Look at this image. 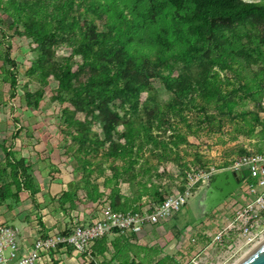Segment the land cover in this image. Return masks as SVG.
Segmentation results:
<instances>
[{"label": "rangeland", "instance_id": "374dc122", "mask_svg": "<svg viewBox=\"0 0 264 264\" xmlns=\"http://www.w3.org/2000/svg\"><path fill=\"white\" fill-rule=\"evenodd\" d=\"M144 5L145 0H0V109L5 106L0 114L15 118V128L34 123L41 130L54 131L56 148L47 167L70 178L71 191L81 200L61 196L62 202L78 208L86 203L90 212L105 200L118 208L151 206L174 192L184 200L175 213L135 236H103L82 264H183L194 247L190 240L194 229L201 225L212 232L230 218L236 204L235 188L203 212L200 202L215 174L228 170L241 152H264V43L259 41L264 28L249 23L225 32L222 47L208 54V85L195 89L193 99L180 103L174 115L167 114L164 134L151 129L154 138H149L150 131L141 129L131 142L129 119L114 100L109 106L118 118L111 135L120 144L131 142L130 154L123 150L116 155L106 146L88 150L100 136L111 135H103L90 116L72 112L66 95L56 92L54 73L41 79L40 52L32 32L41 29L52 34L42 51L44 60L52 65L66 63L72 72L80 63L73 51L81 44L82 22L91 21L98 32L121 40L134 62L159 63L162 75H174L176 64L171 58L188 37L186 24L177 16L189 13L192 5L182 0L174 10L167 4L152 22L140 19ZM150 84L163 105L156 114L166 113L162 108L171 97L157 78ZM35 90H42L40 96L29 98L36 106L25 105L24 92ZM148 97L141 94L140 107ZM10 173L11 166L0 162V180H12L13 190Z\"/></svg>", "mask_w": 264, "mask_h": 264}, {"label": "trees", "instance_id": "16d2710c", "mask_svg": "<svg viewBox=\"0 0 264 264\" xmlns=\"http://www.w3.org/2000/svg\"><path fill=\"white\" fill-rule=\"evenodd\" d=\"M188 1L192 5L191 11L177 16L178 21L186 24L188 37L185 38L182 49L171 58V63L176 64L174 75H162L158 69L159 63L146 60L134 62L124 49V43L121 40L98 32L91 21L83 20L82 29L79 31L81 44L73 51L79 56L80 63L72 72L66 63L52 65L44 60L46 56L42 51L53 35L41 29L32 32L37 41V51L40 52L37 61L41 69V79L45 80L50 73H54L57 83L56 92L66 95L67 103L73 108V113L79 112L84 117L90 116V122L99 125L103 135L114 133L113 127L118 114L109 106L114 100L118 102L122 115H127L129 119L131 142L137 138L141 129L149 131L154 129L156 134H164L166 128L163 126V120L166 119L167 114L174 115L180 103L184 100L190 102L193 99L195 89L206 88L208 85L207 72L211 66L208 54L213 49L222 47L226 41L225 32H232L234 26L245 23L260 25L264 28V1L262 0ZM181 2L182 0H145L144 8L139 13L140 19L152 22L167 4L173 6L174 10H178ZM170 20L175 19L170 17ZM174 24L175 33H178L177 23L174 22ZM33 25H27V27L31 28ZM159 40L163 42L160 37ZM259 41L264 43V33L259 36ZM152 78H157L163 91L171 97L166 108H162L166 113L161 110L158 115L156 114L157 109L163 105L156 100L157 94L150 84ZM142 93H147L149 97L146 104L140 107L139 99ZM41 94L42 90H35L32 93L25 91L23 98L25 105L36 106V101H30L29 98L32 95L40 96ZM150 135L151 131L149 138H154ZM131 142L120 144L112 135L109 139L100 136V139L98 138L93 143V147H89L88 150L96 151L99 146H106L116 155L123 150H127L126 152L130 154ZM23 162L19 159L10 164V175L15 181L14 191L27 189L30 185L31 180ZM10 186H14L12 180L0 184V203L8 194ZM71 188L70 182L67 184V191L61 196H67L81 203V200L75 198ZM109 204L114 209L122 210V208L114 207L110 202ZM85 205L86 203L81 205L82 209L87 207ZM74 208L78 209V206Z\"/></svg>", "mask_w": 264, "mask_h": 264}, {"label": "built area", "instance_id": "2783aa9c", "mask_svg": "<svg viewBox=\"0 0 264 264\" xmlns=\"http://www.w3.org/2000/svg\"><path fill=\"white\" fill-rule=\"evenodd\" d=\"M228 170L239 177L232 214L212 232L201 225L194 229L190 239L194 247L183 264H233L264 237V152L241 153ZM183 201L174 192L151 206L117 210L105 200L93 206L86 221L76 219L70 227L33 238L0 222V264H48L58 246L86 259L90 247L103 236H135L175 213Z\"/></svg>", "mask_w": 264, "mask_h": 264}, {"label": "crops", "instance_id": "0c3cea01", "mask_svg": "<svg viewBox=\"0 0 264 264\" xmlns=\"http://www.w3.org/2000/svg\"><path fill=\"white\" fill-rule=\"evenodd\" d=\"M2 108L5 110V106ZM17 118L20 120L19 116ZM12 120L16 119L0 114V162L8 168L13 161L22 159L31 181L27 189L14 191L12 186L9 187L8 194L0 203V222L15 225L21 230L23 237L33 238L51 234L62 227H70L76 219L86 221L91 213L86 207L76 209L62 202L61 195L67 191V184L71 179L63 174L57 175L56 170L52 173L47 167L48 162H52L51 156L56 148L54 131L41 130L34 123L27 128H15L13 124L17 123ZM2 181L0 180V184L7 182ZM141 207L142 205L122 210H138ZM130 236L134 235L127 237ZM51 258L48 264H82L84 261L83 256L60 246L52 253Z\"/></svg>", "mask_w": 264, "mask_h": 264}, {"label": "water", "instance_id": "95a60500", "mask_svg": "<svg viewBox=\"0 0 264 264\" xmlns=\"http://www.w3.org/2000/svg\"><path fill=\"white\" fill-rule=\"evenodd\" d=\"M243 174H246V171H243ZM238 181L239 177L228 170L215 174L214 181L200 202L203 212L209 211L220 199L235 189ZM233 264H264V237Z\"/></svg>", "mask_w": 264, "mask_h": 264}]
</instances>
